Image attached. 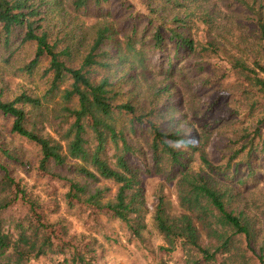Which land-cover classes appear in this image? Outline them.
<instances>
[{"label": "trees", "instance_id": "1", "mask_svg": "<svg viewBox=\"0 0 264 264\" xmlns=\"http://www.w3.org/2000/svg\"><path fill=\"white\" fill-rule=\"evenodd\" d=\"M239 2L255 18L256 42L250 47L241 37L238 44L251 54L233 52L237 43L221 37L222 32L214 33L221 26L209 6L196 8L209 31L200 42L190 30L194 10L183 16L177 12L181 0H0V48L7 60L20 46L33 43V57L19 70L31 75L46 59L42 76L48 77L42 94L25 88L12 93L1 85L0 113L11 118L12 133L37 147L40 172L66 187L68 204L84 208L86 221L92 223V228H85L88 234L71 233V224L56 213L53 203L28 193L0 164V264H98L104 250L95 234L108 240L104 232L111 224H117L127 239L143 241L148 209L142 173L164 176L175 188L179 212L168 211L158 189L149 217L164 242L159 250L171 253L187 247L196 253L191 260L199 257L194 264H226L239 251L250 250L264 264V241L259 242L264 198L251 200L244 194L255 175V162H264V101L255 100L264 98V12L254 2ZM78 13L100 18L89 43L80 35L83 23L76 19ZM145 37L151 48H172L164 54L161 68L165 82L147 85V96L136 82L138 76L146 79L154 72L144 51ZM207 51L225 66L220 77H215L217 69L203 76L219 96L201 108L197 89L192 93L188 79L173 80L181 73L173 62L181 55L192 58ZM197 64L203 70L205 61ZM222 86L238 90L235 103L242 97L244 109L235 112L234 120L239 123L220 121L218 114L209 113L218 108L220 96L227 95L220 91ZM185 93L192 97L187 105ZM56 94L59 99L49 107V97ZM246 113L252 118L244 120ZM195 121L207 129L197 131ZM222 124L236 128L226 135L219 130ZM213 131L224 150L210 157L206 145ZM0 153L22 162L1 145ZM195 160L197 168L192 166ZM101 180L113 182V194ZM17 203L26 214L6 216ZM238 238L245 243L241 250L235 244ZM220 252L227 257L217 263Z\"/></svg>", "mask_w": 264, "mask_h": 264}, {"label": "rangeland", "instance_id": "2", "mask_svg": "<svg viewBox=\"0 0 264 264\" xmlns=\"http://www.w3.org/2000/svg\"><path fill=\"white\" fill-rule=\"evenodd\" d=\"M245 1L249 3L254 2L256 7L262 8V11L264 12V0ZM261 4L262 7L260 6ZM133 6L143 13L144 8L138 6L136 3ZM198 6H209L211 12L216 13L217 22L220 23L221 29L214 31V33L222 32L219 33L221 37H228L230 40H234V43H237V46L232 48L233 52L251 54L244 46H239L238 44L241 37L246 41L244 45L246 44L251 47V45L256 42L257 30L254 25L255 18L246 7L239 2V0H181V5L176 8L177 12L179 15L183 16L184 12L194 10L195 14H192L189 17V20H192L191 23H194V26H192L190 30L192 31L194 38L203 42V40L207 38L209 31L208 28L200 22V19L203 17L198 13L200 11L196 10ZM76 19L80 23H83L80 35L85 43H89L94 35L93 26L100 22V18L93 14L82 15L81 13H78ZM123 19H125L126 23L131 21V19H128L127 17H123ZM143 25L144 21L140 23V28H142ZM144 40V51L151 61L152 70H154V72L151 75H146V79L138 76L136 82L140 86V92H143V95L147 96V85L159 86L165 82V80H163L161 68L162 66L165 67L164 54L170 52L172 48H151L149 46V44H151L149 37H145ZM34 50L35 45L33 43H26L14 51L13 55L7 60V53L4 52L3 48H0V86L7 85L12 93H16L22 88H25L30 89L36 94H42L45 89L48 88V77L42 76L43 69L47 64L46 59L40 61L31 75L19 70V67L33 57ZM200 59L205 61L203 70L198 69L197 60ZM77 62L78 58L74 63L76 64ZM224 66L225 62L209 51L202 52L200 55L196 56L192 54V58L186 55H181L179 59L173 62V67L180 68V75L182 74L185 78L175 73V75H173V80L181 81L183 79V83H185V80L188 79L187 84H191L190 87L192 89L194 87L197 89L196 93L200 104L202 105L201 108H205L211 106L212 102L217 99V96H219V92H217L216 88L210 83H206L203 76H205L207 72H212L217 69L218 73L215 77H220ZM195 67L198 70H195ZM136 70L140 72L139 68H136ZM220 91L227 95L220 96L218 108L211 109L209 113L218 114V118L221 119L220 121L229 118L231 123L236 122L234 121L237 118L235 112H240L244 109L243 102L241 103L242 97H240L239 104L234 102L235 96L240 93L236 88H231L230 86H222ZM193 92H195L194 89L192 93ZM182 96L184 104L187 105L192 101V97L189 94L185 93ZM49 99L51 103L48 105L50 107L52 101H57L59 99V95H53L52 97H49ZM175 99L180 100L181 98L176 97ZM255 100L262 102L264 101V98L255 97ZM184 112L187 114L186 117L190 119V110L186 109ZM257 112L258 110L255 111V113ZM182 114L184 113L182 112ZM248 118H252V116L246 113L244 115V120H247ZM230 124H222L219 130L223 131L226 135L230 134L236 128L234 125L231 126ZM10 126L11 118L5 117L0 113V145L3 146L4 149L10 150L19 155L22 162L16 163L0 153V164L6 166L10 175L16 180H19L20 185L22 187L24 186L28 193L36 196L41 202L53 203L56 213L64 214L67 221L71 224V233L88 234L89 232H87L85 228H92V223L86 221L85 214L82 213L84 208L80 209V205L70 206L68 204L66 187L50 178L49 175L40 172L37 163L39 158L37 147L28 140L12 133L10 131ZM193 126L197 131L200 130L201 132L207 129V127H204L201 122L198 121H195ZM134 140L135 142H142V140H136L135 138ZM207 142L206 150L210 153V157L212 156V153L220 156V150L223 151L224 148L216 131L212 132ZM136 162H138L139 167L142 169L141 159L139 158ZM198 164V160H195L192 166L197 168ZM254 165L256 169L255 175L248 180V190H246L244 194L251 200H260L264 198V162L256 161ZM142 179L145 190V203L146 208L148 209L146 217L148 225L147 229L143 232V241L137 242L134 239H127L123 230L119 226L117 227V224L109 225L104 232L109 237L108 240L104 238L101 233L95 234L100 249L104 250V257L99 260L98 264H187V261H190L191 258L195 257L196 253L187 247H178L171 253H165L163 250H159L164 242L161 235L151 226L149 219L153 206L157 202L156 194L158 189L164 196L168 211L171 214H177L179 212L173 182L166 181L164 176L153 173H142ZM1 182L2 173L0 172V187L2 185ZM100 184L109 186L111 189L110 193H114L115 186L112 181L101 180ZM86 209L90 211L89 208ZM260 209L262 210L263 207L261 206ZM25 214V207L18 203L13 204L5 212V215L10 216V218H18ZM101 219L106 222V217L102 216ZM260 226L261 232L259 233V242L264 241V219L261 221ZM235 244L239 246L240 250L245 248V243L240 238L237 239ZM239 252L233 259L226 261V264H259L257 256L253 255L250 250H247L242 254H239ZM226 257L227 254L225 252L218 253L217 263H222ZM198 258L192 259L189 264H194V261L198 260ZM45 264H51V262L46 261Z\"/></svg>", "mask_w": 264, "mask_h": 264}]
</instances>
